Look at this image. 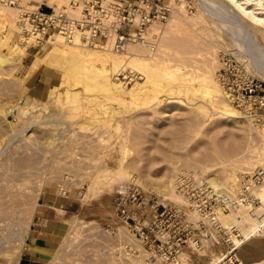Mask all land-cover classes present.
<instances>
[{"label": "rangeland", "instance_id": "rangeland-1", "mask_svg": "<svg viewBox=\"0 0 264 264\" xmlns=\"http://www.w3.org/2000/svg\"><path fill=\"white\" fill-rule=\"evenodd\" d=\"M66 1L50 4L58 7ZM219 1L169 0L176 14L171 13L161 29L156 50L149 53L145 46L140 54H153L156 64H177L181 73L193 72V78L209 68L204 72L214 79L221 101L235 117L211 106L209 95L195 89L196 78L183 80L181 91L169 89L178 82L165 80L152 100L142 96L149 86L123 102L97 89L94 80L86 81V89L83 84L55 86L59 74L41 62L34 64V54L46 41L32 46L29 40L21 42V33L16 32L7 45L0 33L1 54H9L17 41L28 47L19 61L0 66V264H17L40 205L59 214L66 227L49 264H162L156 251L134 237L117 214L119 199L132 190L145 204L146 222L153 219L157 204L173 205L188 214L191 230L178 264H203L216 248L228 249L212 225L197 226L198 215L177 191L180 175L189 172L232 194L245 174L261 173L264 186V110L258 119L248 118L219 77L223 69L231 75L243 67L264 87V29L237 14L238 25L228 27L216 10L223 6ZM20 6L30 9L23 0ZM13 8L21 25V11ZM136 80L144 79L138 75L124 87ZM65 91L71 92L68 101ZM75 111L79 117L72 118ZM235 174L234 185L229 177ZM252 196L259 201L256 207L263 209L264 202ZM55 199L71 201L70 212L51 206ZM237 207L223 217L220 212L218 218L224 227L236 228L239 235L233 237L240 241L253 232V224L264 220V209L259 215ZM256 234L254 238L264 240V232ZM254 238L235 248L238 264L264 262V248Z\"/></svg>", "mask_w": 264, "mask_h": 264}, {"label": "built area", "instance_id": "built-area-1", "mask_svg": "<svg viewBox=\"0 0 264 264\" xmlns=\"http://www.w3.org/2000/svg\"><path fill=\"white\" fill-rule=\"evenodd\" d=\"M0 5L17 7L21 11L24 41L29 40L32 46L58 34L66 42L71 43L77 38L83 47L103 48L116 53L127 52L128 46L135 43L145 45L149 53L154 52L161 29L172 13L169 0H67L58 7L42 0L38 7L32 9L22 8L20 0H0ZM153 23L160 26V32L151 39L148 30ZM223 59L228 60L225 56ZM230 74L224 69L219 74L226 85L228 96L246 116L258 119L264 110L262 81L254 78L243 67H237ZM229 76L235 79L230 81ZM137 77L129 69L117 74V79L124 84ZM262 179L259 172L245 174L238 189L232 194L217 190L206 178L193 172L179 177L177 191L198 215L197 226L209 223L227 243L228 252L220 264L239 263L230 239L232 234L236 237L239 234L236 228L224 227L218 215L220 212H228L240 202H250L256 207L259 201L253 199L251 191L262 183ZM144 208L139 192L132 190L119 199L117 214L126 222L134 237L156 251L162 264H178V255L191 230L188 214L173 205L157 204L153 219L146 222L147 213ZM261 227L264 230V222Z\"/></svg>", "mask_w": 264, "mask_h": 264}, {"label": "bare ground", "instance_id": "bare-ground-1", "mask_svg": "<svg viewBox=\"0 0 264 264\" xmlns=\"http://www.w3.org/2000/svg\"><path fill=\"white\" fill-rule=\"evenodd\" d=\"M41 1L42 0H26V1L23 0L24 4H25V2L27 3V8H30V9L38 7V5ZM47 1H48V4H50V2L53 3V2L58 1V0H47ZM219 2L222 3L223 6H222V8L217 7L216 10L219 11V13L224 15L221 20H223L224 23L228 24V27L230 25H232V26L238 25L237 23L239 21L236 23V20H234L236 17V14H237L240 16V18H243L244 20H246L248 23H250L256 29H259V28L264 29V0H220ZM4 7L5 6L0 5V26L2 27V29L0 30V33L5 38V41L4 40L3 41L5 42V44H7L16 32H20L21 35L19 36V38H20V41L22 42V39H24V37L22 35L23 26L18 24V17H16L14 14L15 12H13L16 8L6 6V8L9 9V13H8L6 8H5V10H3ZM207 10H208V8H207ZM212 11H214V9ZM172 13L176 14V11L173 10ZM242 20H241V22L243 23ZM247 22H245V23H247ZM155 24H157V23H153L149 27V30H148V36L149 37L151 36V37L155 38L158 36V34L160 32V30H158V28H157V26H155ZM232 30H233V28H232ZM231 33H234V32L231 31ZM159 37H158V40H159ZM17 42L13 43L10 46L9 54L5 55V54H1L2 52L0 53V66L1 67L6 62L7 63L10 62L9 64H11V62H12V65H13L15 60L19 61V55L20 54L22 56L25 54V50L28 47L25 48L23 46H20L19 43H17ZM251 44H252V42H251ZM4 45H1V46L3 47ZM144 48H145V45H143L141 43H135V44H132V46H130V49L127 50V52H125L124 55L119 56L116 54V52L110 51L108 49L83 47L82 45H80L78 43L77 38H75V40L71 43L66 42L60 35L55 34L52 38L46 40V44H44L40 49H38L36 51V53L34 54V58H35L34 64H38L41 62L42 65L48 66L49 68L55 70L59 74L60 83L55 84V86H58V85H60V86L61 85L76 86L79 84H83L85 89H86L87 85H88L87 84L88 82H86V81L94 80L96 82V88L97 89L105 91L109 98L116 100V101H119V102H123L125 100L128 101V100H132L134 98H137L143 92L149 90V86H151L152 88L146 94H144V95L142 94V96H144L145 98L151 97V100H152V94L157 92V88L161 87V85L164 83L165 80L170 82V83L178 82V85L176 87H170L169 89L172 91L174 89L177 91H179V90L181 91V87L182 86L184 87V85L186 84L185 83L183 85V83H182L183 80H186V82H188V81L196 78L199 82H198V85L196 84L197 88H195V89L203 90V93L209 95V97L207 98L208 103L213 107L223 109L229 115H233L232 110H230L227 103L226 102L223 103V99L221 101L222 94H221L220 89L216 85V82L213 81L214 79L211 78L210 75L209 76L207 75L208 72H204V71H206L205 69H207V68L202 69L203 70L202 73H200L198 75L196 72V76H194V78H193V75H194L193 72L192 73L185 72L187 74H185V73L183 74L180 71L181 68L177 67V64H176V66L175 65L171 66L167 63L168 61L167 62L165 61V63L156 64V61L154 58L155 56L153 54H149V56L148 55L143 56L144 54L143 55L140 54L141 51L145 50ZM255 49H258V48H255ZM256 59H258V58H256ZM258 61H260V60H258ZM15 63H16V61H15ZM262 64L264 65V61H262ZM206 65L207 64H205V66ZM260 65H261V63H260ZM126 69H129L132 72H134V71L137 72V74L140 77H142V79H144V80L143 81L136 80L131 85L130 88H125L123 82H120L117 79V74L119 71L126 70ZM84 79H85V81H84ZM83 82H85V83H83ZM198 87L200 89H198ZM52 89H53V87H52ZM70 94H71L70 91L64 92L65 100L68 101V96ZM220 103H223V104L221 105ZM0 112H3V111L0 110ZM79 113L80 112H78V111L73 112L72 118L79 117ZM247 117L251 118L252 116H247ZM261 133L264 134V121L262 124ZM236 178H237L236 174L233 175L232 177H229V179L231 180V183H233V184H234ZM228 182H229V180H228ZM233 184H231V187L233 186ZM258 186H260V185H258ZM251 193L254 196H257L256 198H259L260 202H262V203L264 202V186H260V188L255 187L254 189H252ZM252 194H251V196H252ZM179 195L182 197V195L180 193H179ZM237 206L240 208V210L243 209L244 211H246L248 213L252 212V213H257L259 215L263 214V213H260L259 211L263 210L264 208L262 209V207H260V206L253 207L250 202H246V203L240 202L239 204H237ZM150 207L152 208V206H150ZM147 208L149 209L148 206H147ZM149 210H151V209H149ZM223 215H224V212H221L222 217H223ZM150 216H152V215H150ZM224 216H226V215H224ZM148 217H149V215H148ZM151 218H148V220H150ZM251 218H253V217L251 216ZM145 221H146V219H145ZM263 222H264V220L259 222L256 225V223H257V221H256V223H255L256 227L254 226V224L252 225L254 227L253 232L249 233L250 232L249 231L248 232L249 234L247 233L246 234L247 236H245L244 239H242L240 241H238V239L235 240V238L233 237V234H232L231 237H233L234 243L232 244L231 247H233V248H236L237 246L239 247L245 241L254 238L253 234H255V233L259 234L260 232L263 233L264 230H262V227H261ZM231 228H233V227H228V229H231ZM209 234H211V233H209ZM258 234H256V235H258ZM255 239L256 238H254V240ZM257 241H258L259 245L262 248H264V240H257ZM217 243H219V242H217ZM190 244H191V242H188V245H190ZM227 252H228V249L216 248L215 255L212 258L205 257L206 259H205V262H203V264H220L222 259L227 254ZM240 264H242V263H240ZM255 264H264V262H262V263L258 262Z\"/></svg>", "mask_w": 264, "mask_h": 264}, {"label": "crops", "instance_id": "crops-1", "mask_svg": "<svg viewBox=\"0 0 264 264\" xmlns=\"http://www.w3.org/2000/svg\"><path fill=\"white\" fill-rule=\"evenodd\" d=\"M41 73V72H40ZM43 76H47L41 73ZM53 207L60 211L70 212L72 202L69 200L55 199ZM50 205V204H46ZM42 206L40 215L34 217L30 232L17 264H49L57 249L58 241L66 227L60 215Z\"/></svg>", "mask_w": 264, "mask_h": 264}]
</instances>
